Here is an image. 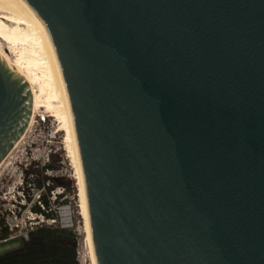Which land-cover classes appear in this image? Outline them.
I'll use <instances>...</instances> for the list:
<instances>
[{
	"label": "water",
	"instance_id": "95a60500",
	"mask_svg": "<svg viewBox=\"0 0 264 264\" xmlns=\"http://www.w3.org/2000/svg\"><path fill=\"white\" fill-rule=\"evenodd\" d=\"M23 1L64 84L96 263L264 264V0ZM32 113L0 56V166Z\"/></svg>",
	"mask_w": 264,
	"mask_h": 264
},
{
	"label": "rangeland",
	"instance_id": "374dc122",
	"mask_svg": "<svg viewBox=\"0 0 264 264\" xmlns=\"http://www.w3.org/2000/svg\"><path fill=\"white\" fill-rule=\"evenodd\" d=\"M26 48V45L15 41L8 34L0 31V53L13 65L20 67L22 73L37 74L41 77L42 71L31 68L29 73L24 69L28 65V58L21 57L25 55ZM34 89L38 92L37 87L34 86ZM71 160L63 123L55 116L49 98L43 96L34 108L26 134L0 166V196L6 195L8 198L15 196L18 200V197H21L19 193H21L22 188L24 187L27 191L29 187L26 186L25 181L27 171L34 169L36 172L29 176L34 185L29 188V194H32L33 197L31 202L28 201L29 208L33 209L37 205L38 197L42 195L40 191L36 190V185L42 180V168L49 163L57 167L56 171H47L44 174V176L54 179L53 183L56 186L49 197L53 204L52 211L59 215L62 207H71L74 222V227L71 230L76 233L78 238L79 262L80 264H91L86 242L85 222L81 213L77 174ZM63 189L66 190L64 197L58 199L63 194ZM30 195L25 194V197L29 199ZM63 200H66L67 203L63 204ZM22 245L23 241L20 239L1 244L0 255L19 249Z\"/></svg>",
	"mask_w": 264,
	"mask_h": 264
},
{
	"label": "bare ground",
	"instance_id": "6f19581e",
	"mask_svg": "<svg viewBox=\"0 0 264 264\" xmlns=\"http://www.w3.org/2000/svg\"><path fill=\"white\" fill-rule=\"evenodd\" d=\"M0 31L8 34L15 41L26 45L24 56L27 60L26 69L31 68L42 71V76L26 74L21 68L13 65L4 55L1 58L17 69L26 79L31 88L33 99V111L38 101L47 96L52 103L55 116L63 123L69 143V157L76 169L79 196L81 200L82 216L85 222L86 242L89 250L91 264H97L91 239V231L86 203L83 174L76 143L75 131L72 121L70 106L67 100L64 84L56 64L50 43L41 20L35 12L23 0H0ZM22 55V54H21ZM22 60V59H21ZM9 66V65H8ZM34 86L38 88L35 91Z\"/></svg>",
	"mask_w": 264,
	"mask_h": 264
},
{
	"label": "trees",
	"instance_id": "16d2710c",
	"mask_svg": "<svg viewBox=\"0 0 264 264\" xmlns=\"http://www.w3.org/2000/svg\"><path fill=\"white\" fill-rule=\"evenodd\" d=\"M57 167L52 164L45 165L42 168V180L36 185V190L42 193L41 201L45 208L46 216L50 219L55 218V214L52 211V202L49 197L54 192L56 186L54 185L51 177L44 176L47 171H56ZM36 171H27L25 178L26 186H34L29 176L33 175ZM31 188V187H29ZM27 188L25 191L29 194L30 189ZM58 199H62L65 194ZM31 197L28 199L29 202L32 200ZM63 203H67L63 200ZM35 212H43L41 207L35 205L33 208ZM7 234H4V237ZM0 264H80L78 258V238L74 231L61 229L59 227H48L43 226L37 228L31 232L29 241H23L22 247L9 252L4 255H0Z\"/></svg>",
	"mask_w": 264,
	"mask_h": 264
},
{
	"label": "built area",
	"instance_id": "2783aa9c",
	"mask_svg": "<svg viewBox=\"0 0 264 264\" xmlns=\"http://www.w3.org/2000/svg\"><path fill=\"white\" fill-rule=\"evenodd\" d=\"M28 186L31 187V185ZM25 194L28 193L23 187L21 193H19L21 197H18V200L15 196L9 198L6 195L0 196V245L16 239L27 242L31 232L43 226L59 227L67 230L74 227L73 213L70 206L62 207L59 215L55 213V218L50 219L44 213L46 210L42 205L41 196L38 197L37 205L41 207L43 212H35L29 208ZM5 233L7 235L4 237Z\"/></svg>",
	"mask_w": 264,
	"mask_h": 264
}]
</instances>
